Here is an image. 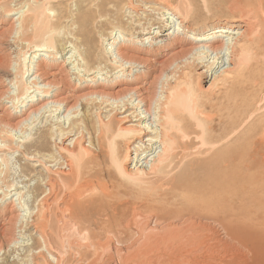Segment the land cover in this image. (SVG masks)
I'll use <instances>...</instances> for the list:
<instances>
[{
  "label": "bare ground",
  "instance_id": "1",
  "mask_svg": "<svg viewBox=\"0 0 264 264\" xmlns=\"http://www.w3.org/2000/svg\"><path fill=\"white\" fill-rule=\"evenodd\" d=\"M59 1H22L17 6L13 5L14 8H5L6 17L0 25V41L8 37V41L13 45L17 44L22 47V51L29 52L27 56L23 55L28 60H23L22 68L0 58V69L4 67L12 75L11 78H5L4 84L0 86V92L11 97L0 116V211L5 219L1 226L0 253L5 256L7 262L10 246L20 244L16 239L20 236L10 238L13 235L9 231L24 215L21 212L23 193L18 191L16 185H8L5 180L8 175V164L6 165L3 157L5 155L3 150H10L8 140L12 138L14 132L17 133V130L25 125L30 128L29 125L34 124L36 118L51 113L57 114V118L63 121V124H67L66 128L61 125L54 134L56 137H53L55 145L62 141L57 149L59 157L62 158L58 164L60 167L52 169L51 165H45L52 156L46 158L47 155L41 154L42 152L38 150L37 158H34L35 156L32 158L26 150L29 148L28 145L24 149L25 154H29L28 159H36L35 167H41L49 172L43 182L45 190L36 193L38 208L37 224L34 225L35 233L42 242L37 252L48 255L47 264H63L64 260L61 250L52 241V231H47L48 220L56 214L57 221H62L63 227L65 223L68 225L70 222L73 225L80 224L91 208H103L107 221L113 217L109 212L118 213L122 218L130 210L132 215L134 214L132 217L134 219L135 215L140 216L145 210L153 212L155 220L151 222L147 218L148 220L145 219L141 225L138 224L141 226L140 229L149 234V237L146 233L145 236L151 241L163 237L176 239L181 235L194 237L197 235L194 233L199 229L205 230L206 225L191 214L211 213L216 208L219 209L227 191L223 182V179H227L224 178L226 177L224 169L228 167L224 165L226 155L223 153L224 150L217 151L224 144L223 136L205 138L204 135L207 130L213 129L211 116L209 118L206 111L207 104L199 107L196 105L199 94L195 93V88L185 78L184 71L175 76H165L163 71L162 74L157 68L161 65L157 64V67L153 65L155 60L153 53L133 45L134 43L156 45V39L160 34L152 30L150 25L141 27L140 32L148 35L139 40L131 38L135 37L134 33L124 32V29H112L110 35L103 38V45L110 46L102 47L108 49L109 62L113 69L109 70L101 66L102 53L93 43L91 27L86 26L92 13L89 11L82 14L69 13L71 16L64 19L66 23L62 22V18L52 6ZM158 4L163 6L168 14L176 17L170 18L169 30L164 32V35L175 36L184 26L182 10L164 0ZM248 9L244 10L238 6L235 8L237 13L235 18L217 20L208 25L209 27L191 28L187 35L191 39L189 43L184 45L174 43L178 51L184 53L192 51L197 56L205 55V58L214 60V70L211 74L207 73V70H202L196 75L200 94L213 96L216 81L240 76L243 72L253 73L254 66H247L248 61L264 60V4L258 2L256 11L255 8ZM258 13L262 16L261 19ZM257 75L256 72L253 73V83L259 80ZM121 77L123 80L115 83ZM258 95L264 96V90ZM249 105L258 108L260 101ZM77 110L82 111V115L84 112L86 114L92 112L95 115L89 120V115L84 113L83 119L75 120L73 118ZM205 140L209 142L207 148L204 147ZM217 142L220 143L212 144ZM203 148L205 149L202 150ZM231 173L233 174L232 171ZM116 194L125 197L119 212L109 203ZM236 195L234 196L237 197ZM225 197L227 199V194ZM126 198L129 200L139 198L150 203L158 202L159 199L180 201L185 207L174 211L156 209L152 207L153 205L140 207L127 203ZM96 215L99 216L98 213ZM154 225L159 226L158 232ZM71 228L73 229V226ZM144 232L141 233L142 236ZM248 241L247 243L242 241L241 244L249 251L262 252L264 258V242L253 239ZM183 256H174L171 263L191 264V260ZM80 257L85 258L83 255ZM135 257L134 260L137 258ZM43 258L42 260H46ZM122 258L123 256L114 258L110 255L102 264H144L142 261ZM100 263H97V259H92L87 264ZM30 264L42 263L35 259Z\"/></svg>",
  "mask_w": 264,
  "mask_h": 264
},
{
  "label": "rangeland",
  "instance_id": "2",
  "mask_svg": "<svg viewBox=\"0 0 264 264\" xmlns=\"http://www.w3.org/2000/svg\"><path fill=\"white\" fill-rule=\"evenodd\" d=\"M22 1L24 2L25 0H0V25L4 22L3 20L6 17L5 8H14V6H17V4ZM159 1L163 0H60L58 4L54 3L52 6L57 15L62 18V22H65V20L68 19L67 17L72 14H82L85 11L92 13V17L90 16L86 26L88 28L91 27L90 29H92L94 35L93 43L96 45L98 51L102 53V56L100 57L101 66L107 67L109 70L113 69L111 62H109L110 57L108 49L105 50L103 48H109L110 46L108 44L103 45L102 40L105 36V38H107L110 35L112 29H124V32L134 33L135 37H131L134 40H139L141 37L148 35L140 32L142 26L150 25L149 27H152V30L159 32L160 35L156 39V45L138 43H134L133 45L136 48H141L145 51L153 53L155 56V64L153 63V65L156 67L161 65L157 68L161 70V73L163 71L165 76H175L184 71L186 75L185 78L191 83V86L195 88V93L197 92V94H199L196 105L199 107V105L206 106L207 104L206 111L209 118L211 116V127L213 129L207 130L204 135L205 138L216 137L218 135L223 136L222 140H224V144L222 148H218L217 151L221 152L224 150L223 153L226 155L224 165L225 167L226 165L228 167H226V169L223 167V169L226 173V177L224 178L227 179H223V182L224 186L227 188V199L225 194L224 198L226 200L223 198V204L221 203L219 209H215L216 212H196L191 214V216L195 219H200L203 223L205 222L206 225L205 230L199 229L194 233L197 234L194 236L195 238L190 235H186V237L184 235V238L182 237L183 235H181L176 239L163 237L164 239L162 238L160 240L151 241L147 238V236L149 237V234L140 229L141 226H139V224L141 225L145 222V219H150L151 222L155 220L153 212L144 210L140 216H134L135 220L132 218L134 214L132 215L130 210L126 213L127 215L122 218H120L118 213L109 212L113 215V217L109 218L107 221L106 217L104 218V214H106L104 213L105 210L100 207H96L94 209L91 208L89 214L86 216L84 215L80 224L74 223L76 225H73V223L70 222L67 225V223H65L66 225L63 226L64 228L61 226L62 221H57L58 218H56V216L58 214H56V216H53L50 220H48L47 231H52L51 234L53 233L51 238L54 244H56L55 246L59 247L61 250V255L64 259L62 262L63 264H87L88 262L90 263L92 259H97V263L101 262L100 264H102L104 259L110 255L114 258H120L123 256L122 259L130 258L133 261H142L144 264H172L171 262L174 256L181 257L182 255H184L183 257L187 256L186 258H189V261L191 260V264H233L232 262L235 264H237V262L238 264H264V258L261 254L262 252L249 251V249L241 244L242 241H246L247 243L249 242L248 240L252 239L258 242H264V96L258 95V93L264 90V60H261V62L260 60L257 62L251 60V62L248 61L247 66H254L253 73L256 72L258 74L257 77H259V80H257L256 83H253V73L243 72V75L233 76L230 79L223 81H216L213 88L214 95L207 96L200 94L198 91L196 75L202 70H207V73L211 74L214 70V60L209 57L205 58V55L197 56L192 51H188L187 53L178 51L174 45V43L177 42L183 45L189 43L191 39H189L187 35L190 33L191 28L193 29L198 26H208L217 20L224 21L228 18H235V14H237L235 12V8L238 6L242 7L244 10L248 8V10H254L255 8L256 11L257 3L260 2L264 4V0H164V2H170L173 6H178V8H180L183 12L184 26L180 28L175 36L164 35V32L169 30L168 26L170 18L172 17L176 19V17L173 14H168L167 10L158 4ZM97 3L98 5H96ZM249 6L252 7L250 8ZM184 12L188 14H185ZM69 13L71 15H69ZM258 17L261 19L262 16L258 13ZM8 39V37H5L0 41V58L3 60L5 59L6 62L9 61L8 63L17 64L18 68H22L21 65L24 64L23 60H28L27 57L25 59L23 55L25 54V56H27L29 52L25 51L27 53L26 54L22 51L21 46L17 44L13 45L10 41H8ZM105 42H107V40ZM243 68H245V65ZM9 73L8 69H4V67L0 69V86L4 84L5 78H11L12 75ZM122 80L123 79L121 77L117 79L115 83L121 82ZM8 100L10 101L11 97L0 92V116L4 106L9 103L7 102ZM258 101H260V106L258 108L253 107V105H249ZM10 109L12 110V108ZM84 113L85 115H89V120H92L93 115H95V113L92 112L87 114L86 112ZM74 115L75 117L73 119L75 120L83 119L82 111L80 110H77ZM38 118L39 119L36 118V120L33 119L35 120L34 122L32 120L34 124H31L32 126L29 125L30 128L25 125L18 129L17 133L14 132L12 138H9L8 140L9 145L12 148L10 147V150L8 151L3 150V153L6 155H3V157H5L6 165L8 164L7 174L9 175H7L5 180L8 185H16L18 187V191H21V194L23 193V196L21 195L23 197L21 212L24 215L21 216V219H19L17 223L15 222L16 224L14 223V226L11 228L12 230L9 231V233L13 235L10 236V238L14 239V237L20 236L16 238L20 244L10 246V254H7V256L9 255L7 257V262L5 260V256L0 253V264H30V262L35 259H39L42 264H45L48 260L47 254H44V252H40L38 254L37 252L39 251L38 249L40 243L42 242H40L41 240L35 233L34 225L37 224L36 211L38 204L36 206V203L38 198H36V193L39 194L45 190L46 187L43 185V182L49 172L45 169H41V167H35L34 164L36 159L30 160L28 158L31 156L32 158L34 156V158H37V151L40 150L42 152L41 154L47 155L46 158L52 156L49 160L47 159L48 163H45V165H51L50 167L52 169L60 167L58 164H60L59 161H61L62 158L59 157L57 149L58 146L61 145L62 141L55 145L56 141L53 137H56L54 134L58 132L61 125L66 128L67 124H63V121L57 118V114H45ZM22 129L27 130L22 131ZM205 141L204 147L207 148L209 142L208 140ZM36 143L38 146L39 144L41 146L38 147ZM219 143L217 142L212 144ZM26 145H28L29 150L25 148ZM24 149H26L27 152L29 151L28 153L30 156L29 154H25L26 151ZM203 155L207 156L206 153H203ZM53 156L55 157V160ZM227 162L230 163L228 164ZM45 168L47 167L45 166ZM234 175L236 176L234 177ZM233 189L234 191H232ZM236 189L238 191H236ZM229 190L230 192H228ZM232 193H234V195L237 193V197L232 195ZM116 196L117 194L114 195L113 199L109 201V203L116 209L117 212H119L123 204L122 201L125 200L123 198L125 197L117 196L116 198ZM126 199L127 203L132 205L134 204L140 207L142 205H153L152 207L156 209H168L169 211L185 207L180 201L173 200L159 199L158 202L155 201L150 203L139 198H130V200L129 198ZM96 212L99 216L96 215ZM137 216L139 217L136 218ZM4 220L5 219L1 215L0 211V240L2 239L1 226H3L2 224H4ZM136 220L138 222H136ZM171 220L173 221V219ZM126 225L130 226L127 227ZM71 226H73V229ZM154 226L156 228V232H158L159 226ZM84 227L87 228V230ZM141 231L144 232V236H142ZM82 232H84L83 235ZM87 232L88 235L86 236ZM145 233L147 236H145ZM93 235L95 237H93ZM192 237L194 240L191 239ZM35 238L39 241H36ZM89 244L91 246H89ZM194 251L196 252L194 253ZM40 254H42V256H40ZM82 255L85 257L84 259L80 257ZM132 255L137 258L135 257L136 259L134 260ZM256 255L258 257H256ZM41 257L43 259L46 258V260H42ZM69 261H72L73 263H70Z\"/></svg>",
  "mask_w": 264,
  "mask_h": 264
}]
</instances>
